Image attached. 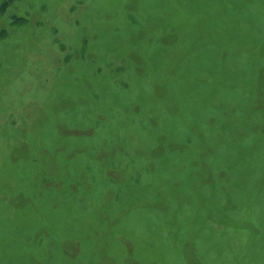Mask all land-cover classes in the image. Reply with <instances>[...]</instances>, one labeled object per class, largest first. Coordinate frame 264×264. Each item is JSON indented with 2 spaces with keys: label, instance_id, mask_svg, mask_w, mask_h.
I'll return each mask as SVG.
<instances>
[{
  "label": "rangeland",
  "instance_id": "obj_1",
  "mask_svg": "<svg viewBox=\"0 0 264 264\" xmlns=\"http://www.w3.org/2000/svg\"><path fill=\"white\" fill-rule=\"evenodd\" d=\"M0 264H264V0H0Z\"/></svg>",
  "mask_w": 264,
  "mask_h": 264
}]
</instances>
